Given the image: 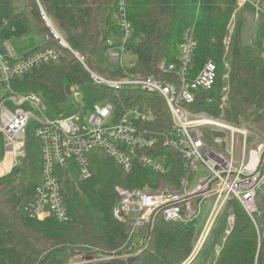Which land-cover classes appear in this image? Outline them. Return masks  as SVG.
<instances>
[{"label":"trees","instance_id":"obj_1","mask_svg":"<svg viewBox=\"0 0 264 264\" xmlns=\"http://www.w3.org/2000/svg\"><path fill=\"white\" fill-rule=\"evenodd\" d=\"M117 2L0 0V27L6 22L23 19L28 27L34 26L42 38L48 36L46 44L58 54L57 62L15 79L13 91L37 94L48 116L58 117L72 113L71 108L62 110L60 106L67 100L65 88L75 85L87 109L101 100L111 101L117 111L123 107L148 105L155 110L156 124L168 128L170 120L164 103L157 96L128 89L112 91L94 84L72 53L54 41L39 11L40 7L68 47L83 56L90 71L116 79L120 72L107 63L104 53L106 39L116 32ZM257 2L264 10V0ZM126 6L132 29L129 47L136 60L132 72L143 77L172 78L160 74L158 66L175 63L182 35L193 27L194 70L207 60L222 68L224 57L229 64L226 119L235 124L242 120L253 124L262 120L264 63L260 58V44L264 20H260L256 42L249 46L241 41L242 22L238 19L226 53L223 41L228 36L232 16H236V0H126ZM222 86L220 74L213 89L198 93L195 104L189 108L217 116ZM33 129L31 122L25 132L24 156L19 164L0 177V264H75L72 259L77 256L103 258L112 253L133 255L136 258L133 264H181L188 257L201 226L167 223L157 218L150 230L129 237L127 227L112 216L115 187L154 188L161 182L176 184L180 175L178 159L173 161L166 176L150 173L139 166L126 174L109 157L92 153L89 156L92 176L88 180L80 181L72 165L56 170L69 223L29 219L24 207L32 196L40 170V146L33 137ZM2 143L0 140V162L4 156ZM170 153L162 150L163 155ZM255 206L257 228L238 203H228L199 255V264H264V190L256 194ZM228 213L234 214L231 225L226 221ZM216 246L219 247L217 255Z\"/></svg>","mask_w":264,"mask_h":264},{"label":"built area","instance_id":"obj_2","mask_svg":"<svg viewBox=\"0 0 264 264\" xmlns=\"http://www.w3.org/2000/svg\"><path fill=\"white\" fill-rule=\"evenodd\" d=\"M246 5L252 8L255 19L264 20V10L254 0H236L235 13ZM39 11L54 41L72 53L94 84L112 91L128 89L155 95L164 103L170 122L168 128H161L156 124L155 110L148 105L123 107L117 111L111 101L101 100L87 109L83 95L75 85L68 86L73 94L72 113L49 117L40 96L33 92L17 93L12 89L15 79L58 61L56 51L46 44L48 36L43 38L38 50L22 56L6 43H0V140L4 154L12 156L14 166L17 165L24 156L23 146L20 150L19 144L24 145L25 132L31 122L34 123L33 137L40 146L39 178L24 207L29 219L69 223L56 170L72 165L80 181L88 180L92 176L89 156L97 152L109 157L126 174L139 166L150 173L166 176L178 159L180 175L176 184L161 182L154 188L115 187L112 216L127 227L129 237L150 230L157 218L167 223L196 225L201 221L204 204L212 200L195 244L181 264H192L199 257L230 201L238 203L257 228L255 199L256 194L264 189V135L259 137L226 119L229 64L225 57L222 68L207 60L195 71L196 41L193 27H190L182 35L175 63L158 66L160 74L172 78L143 77L132 72L136 65L129 47L132 29L126 0H118L114 14L116 32L106 39L104 56L120 76L106 78L90 71L83 56L68 47L40 7ZM234 19L235 14L223 41L226 53L235 27ZM260 58L264 63V36ZM220 74L223 86L218 115L191 110L189 107L195 104L197 94L210 92ZM163 149L171 153L163 155ZM200 171L202 174L196 179ZM226 221L231 225L234 214L228 213ZM215 252L217 255L218 246ZM130 257L134 256L112 253L103 258L84 259L85 263L97 264Z\"/></svg>","mask_w":264,"mask_h":264},{"label":"rangeland","instance_id":"obj_3","mask_svg":"<svg viewBox=\"0 0 264 264\" xmlns=\"http://www.w3.org/2000/svg\"><path fill=\"white\" fill-rule=\"evenodd\" d=\"M257 1V0H254ZM15 6H17V3L15 2ZM240 19L242 22V27L240 31V38L244 45H253L256 42L257 38V30L261 24V21L258 19H255L253 16L252 8L247 5L236 12V16L234 19V22L236 23L237 20ZM43 38L40 36L35 29L34 26H27L23 19H16L14 21L6 22L2 27H0V43L11 46L15 53L19 56L25 55L27 53H31L35 51L40 44H42ZM65 95H66V102L63 103L60 106V109L65 110L72 107L73 100H72V92L69 87L65 88ZM264 118V115H263ZM262 118L261 121L257 123H250L245 122L244 120L240 121L239 124H235L237 127L245 128L249 130L250 132L258 135L259 137H262L264 135V119ZM233 123V122H232ZM234 124V123H233ZM239 141L242 140V138L238 137ZM2 141V140H1ZM250 141V138H248V142ZM3 144V143H2ZM22 144H19V149L22 150ZM237 154V152H236ZM19 161V160H18ZM19 162H17V165ZM16 165V166H17ZM202 172L200 171L196 179L200 177ZM194 183H192V187ZM264 190V189H263ZM212 200L207 201L203 206V214L201 216V221L197 222L196 225H200L201 222L204 221V218L207 216V213L211 207ZM85 257H75L72 259V261L75 264H88L85 263ZM200 257L197 261H195L193 264H199Z\"/></svg>","mask_w":264,"mask_h":264},{"label":"crops","instance_id":"obj_4","mask_svg":"<svg viewBox=\"0 0 264 264\" xmlns=\"http://www.w3.org/2000/svg\"><path fill=\"white\" fill-rule=\"evenodd\" d=\"M14 167V160L12 156L4 154L0 162V177L8 174Z\"/></svg>","mask_w":264,"mask_h":264},{"label":"water","instance_id":"obj_5","mask_svg":"<svg viewBox=\"0 0 264 264\" xmlns=\"http://www.w3.org/2000/svg\"><path fill=\"white\" fill-rule=\"evenodd\" d=\"M136 260L135 257H130L126 260H110L107 262L97 263V264H133Z\"/></svg>","mask_w":264,"mask_h":264}]
</instances>
